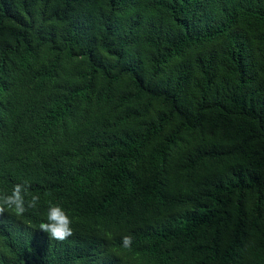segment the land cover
Wrapping results in <instances>:
<instances>
[{
  "label": "trees",
  "instance_id": "obj_1",
  "mask_svg": "<svg viewBox=\"0 0 264 264\" xmlns=\"http://www.w3.org/2000/svg\"><path fill=\"white\" fill-rule=\"evenodd\" d=\"M25 182L0 264H264V0H0V195Z\"/></svg>",
  "mask_w": 264,
  "mask_h": 264
},
{
  "label": "clouds",
  "instance_id": "obj_2",
  "mask_svg": "<svg viewBox=\"0 0 264 264\" xmlns=\"http://www.w3.org/2000/svg\"><path fill=\"white\" fill-rule=\"evenodd\" d=\"M28 194L29 185L25 182L14 185L11 194L0 195V214H3L7 209L19 216L28 209H35L40 197L32 195L31 199L26 202L25 196ZM40 230L49 234L53 239L63 241L73 235L72 220L62 207L49 201L46 222L40 224ZM122 245L124 248H130L132 237L130 235L124 236Z\"/></svg>",
  "mask_w": 264,
  "mask_h": 264
}]
</instances>
